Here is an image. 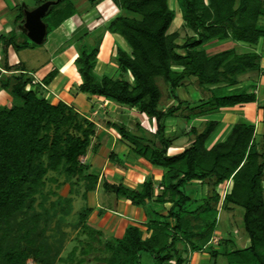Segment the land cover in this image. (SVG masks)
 Wrapping results in <instances>:
<instances>
[{
    "label": "trees",
    "instance_id": "obj_1",
    "mask_svg": "<svg viewBox=\"0 0 264 264\" xmlns=\"http://www.w3.org/2000/svg\"><path fill=\"white\" fill-rule=\"evenodd\" d=\"M44 1L36 0L35 6ZM53 1L42 18L46 35L41 45L56 30L68 34L71 21L77 23L82 15L73 0ZM85 1L91 8L103 0ZM111 1L119 13L104 31L121 36L130 51L115 46L112 59L118 74L99 76L94 68L102 36L93 46L82 44L74 60L81 80L77 89L133 110L135 113L129 115L132 124L123 120L107 121L106 125L118 133L134 158L163 172L156 187L150 176L136 188L102 181L104 191L144 209L143 226L148 233L144 237L137 225H128L121 238L106 241L110 255L104 264H187L185 255L202 250L210 252L213 264L219 255L226 264H264V135L256 141L255 124L239 121L223 140L208 146L220 122L207 119L201 128L191 127L193 136L188 145L168 154L172 140L164 124L187 105L186 99L178 97L177 89L186 87L185 81L191 77L202 98L186 117L188 122L256 101L252 87L238 86V76L259 70L260 55L237 53L235 45H255L264 38V23H260L264 0H174L184 27L191 32L180 45L176 43L178 31L168 32L176 17L169 0ZM22 18L21 12L18 19ZM8 47L18 52L37 45L20 29L0 36V69L6 72L1 76L4 73L0 70V90L12 98L8 105L0 106V226L21 212L27 201L34 200L49 170L56 171L63 163H67L69 175L86 170L79 158L85 155L96 129L95 123L72 105L60 100L53 104L45 96L56 69L37 79L21 62L8 65ZM157 78L166 85L168 99L175 104L163 108ZM143 120L154 121L155 141L151 143L134 132L143 130ZM206 179L212 180L213 190L205 200H196L184 189L191 181ZM227 181L231 184L229 192L219 195L215 188ZM230 206L242 209V227L249 244L219 251L210 240L222 211ZM159 207L165 209L164 215L158 213ZM0 261L27 264L23 251L18 247L5 251L1 240Z\"/></svg>",
    "mask_w": 264,
    "mask_h": 264
},
{
    "label": "rangeland",
    "instance_id": "obj_2",
    "mask_svg": "<svg viewBox=\"0 0 264 264\" xmlns=\"http://www.w3.org/2000/svg\"><path fill=\"white\" fill-rule=\"evenodd\" d=\"M73 1L77 9L80 11L90 8L85 0ZM35 2L36 0H29L27 6L31 8L35 7ZM169 3L171 4L172 1L170 0ZM109 5L110 4L107 5V3H102V5L99 6V9H105L106 6ZM171 7L176 10V13H179L175 5L171 4ZM108 9L109 11L106 12V14L104 12H98V14H94L93 11L88 12L83 19L86 21L92 16L94 19L91 23L84 25V21L82 20L83 25L74 31L71 34L70 39L62 43L52 55L45 45H37V50L35 52H32L30 49L20 51L19 58L23 59L22 61L28 66L29 70L34 72V75L37 71L34 70L36 68V61L40 64H47L48 62L54 63V61L60 57L59 55H63V57H67L68 53L69 55L73 54V57L78 55V48L82 44L93 46L97 43L100 37L103 36L105 26L109 20H111V17L119 13V11L115 12L113 6H109ZM176 18L178 19L177 22H173L168 32L175 30L178 31L176 43L180 45L183 43L184 39L191 34V32L184 27L183 21L179 16ZM260 23H264V19H261ZM104 44L105 47L108 46V40H106ZM212 46L214 45L212 44L210 47ZM126 49L127 51H130L128 47ZM112 53L113 51L111 52L110 57L104 61L105 65L100 64V67H96V71L101 69L99 71L102 74L115 77L118 74V69L112 59ZM102 55L103 53L101 52V56ZM172 68L180 69L176 66H172ZM74 79V77L66 78L63 76L62 81H64V84L66 83L65 89L61 90L60 85V88L57 87L55 88L56 90H52L57 92V95H53L50 98V96L45 93V96L50 102H52L55 101L53 98L58 99L64 91V94H68V96L73 97L72 100H74L75 96L80 95L77 89V82ZM157 85L162 94L161 105H163V108L175 104V101L168 99L166 85L160 78H157ZM185 85L186 87L177 89V95L183 100L188 98V100H185L187 101V105H182L180 111L175 117V120H177H174V125H172L173 120L171 119H166L164 121L166 126L165 132L172 140V145L175 144V146L182 147L188 145L193 136L190 134L191 123H188L186 117L191 114V111L193 112L194 107H196L198 101L202 97L195 78L191 77L186 79ZM47 88L49 90V87ZM63 97L64 96L61 95V98ZM101 104L99 103V105ZM107 105L108 104L106 103L103 106H99L96 112L93 111V113H91L89 110H86V112L82 114L85 117L89 113L93 114L89 115L90 117L87 116V119L94 122L96 125L95 133L90 139L91 144L89 148L85 155L79 158V162L86 165V170L80 175H69L66 172L67 163L60 165L56 171L49 170L43 178L42 185L34 195V200L27 201L21 212L14 215L7 223H3L0 226V240L5 251L18 247V249L23 251L26 255L27 264H104V259L110 255V251L106 248L105 243L106 241H112L115 237H112L109 233L97 228L98 222L96 219L94 220L90 214L94 209L107 212L106 210H110L118 198H116L110 191H104L101 188L104 178L99 176L103 169V166L100 164L105 162L108 158L110 163H115L118 168H124L115 155V159H111V153L108 155L106 149H94L95 138L98 137L99 132L102 131V129L109 127H107L106 122H116V120H119L114 114V110H110ZM193 124L197 125L198 128H201L202 126V122L200 123L198 121ZM254 124L256 126V122H254ZM141 126L143 127V130H134V132L147 141L149 140L150 143L155 141V137L152 134L155 130V126H151V123H149L148 120H144ZM215 132H217V130ZM215 132L207 142L208 146L218 137ZM228 132L226 131L224 133L225 137ZM112 133L120 139V136L115 130H112ZM258 141H261V138H259ZM91 145L94 149H92L94 151L93 153H96L95 151H97L96 155L98 157L94 165L91 160L92 155L90 156ZM116 160L118 162H116ZM45 161L46 156L42 158V162L45 163ZM141 164L143 165L144 163ZM155 174L156 172H154L153 167H151L146 176H150L154 179L153 177H155ZM87 175H92L96 180L93 181V179L88 178ZM106 181L109 183H116L112 180L106 179ZM128 181L129 180H127V183L130 182ZM230 186V182H223L215 188V191H217L219 195H223L229 192ZM184 189L196 200H205L206 197L211 195V191L213 190L212 180H194L185 185ZM222 212L223 213L219 218L220 221L218 220L219 224L217 223L216 230L211 237L210 245L219 251L244 248L246 234L243 230L241 221L242 209L230 206ZM99 216L100 213L98 214V217ZM141 231L144 236L145 230L142 229ZM178 247L181 250L183 249L181 244H178ZM204 252L210 255L208 250H204ZM191 255L192 253L185 255V257L188 258V261L190 260ZM219 262L221 264H226L225 258L220 259L218 263ZM0 264H2L1 261Z\"/></svg>",
    "mask_w": 264,
    "mask_h": 264
},
{
    "label": "crops",
    "instance_id": "obj_3",
    "mask_svg": "<svg viewBox=\"0 0 264 264\" xmlns=\"http://www.w3.org/2000/svg\"><path fill=\"white\" fill-rule=\"evenodd\" d=\"M171 1H172L171 4L175 5L174 0H171ZM27 2H29V0H0V36L8 35L10 32H12L13 29H20L23 31L22 22H23L24 15H23V18L20 20L18 19V17H19V14L21 12L23 13L24 10H30L33 8V7L32 8L28 7ZM102 3H107V5L110 4L109 6H113L115 9V12L118 11V9L115 7V5L112 3L111 0H103L102 2H100L94 7L84 9L82 11V15L78 17L79 19L78 22L76 23L75 21H71V23L69 24L70 32L68 34L66 33L63 34L62 32H59L58 30L54 31L51 34V36L49 37V41L46 44H44L46 48L49 50L50 54L52 55L59 48V46L66 39L70 38L71 34L74 31H76L81 25L83 24L88 25L89 23H91V21L94 19L92 16L90 17L91 20L90 18H88L86 21H84L83 19L88 12L93 11L94 14H98V12H104L106 14V12L109 11L108 9L109 6H106L105 9H99V6H101ZM171 4L169 3L170 7H171ZM114 16H112L111 19ZM177 16L181 18L180 13H176V17ZM82 20L84 21L83 24H82ZM106 40H108V46H107L105 53H103V55L101 56L102 46ZM222 42L224 41L213 42V43L208 44L206 47L209 48L212 44L215 46ZM115 46H120L122 49L126 51H127L126 48L128 47L121 36L117 34H111L105 31L101 38L99 51L97 54V62L95 65V72H97L96 73L97 75L100 76L102 75V73L99 71L101 69L96 71V67L97 66L100 67V64L105 65L104 61H106V59L110 57V54L115 48ZM26 49H30V48H26ZM235 49L237 53L256 52L260 55V69L259 70L248 71L238 76V81H239L238 86H247L250 88L252 87L251 91L255 93L256 101L252 103L238 105L232 108L221 109L217 113H214V114H211L205 117L194 118L193 120L188 122V123H191V127L192 126L197 127V125L193 124L194 122L198 121L201 123L207 119L219 121L220 125L217 128V132H215V134H217L218 137L215 138L214 141H212V143L216 142L217 140H223L225 138L224 133L226 131L228 132V130H230L232 125L239 121H246L249 123L256 122V128H255L256 141L259 138H261L262 135H264V108H262L264 107V38L259 39L257 44L255 45L237 43L235 45ZM23 50H20V51H23ZM30 50L32 52H35L37 48H33ZM20 51L15 52L11 47H8L7 49L8 65H14L18 62H21L24 66V69H26L27 72L34 73L33 71L29 70L28 66L22 61L23 59L19 58ZM72 55L73 54L69 55V53L67 57L66 56L63 57V55L62 56L59 55L60 57L56 61H54V63L48 62L47 64H40L38 63V61H36V64H35L36 68L34 70H37V71L35 72L36 74H34V77L37 79L43 78L49 71L53 69L57 70L56 76L53 78L50 84L46 86V89H47L46 93L50 96V98L53 95L58 94L57 92L52 91L53 89L56 90L55 88L57 87L60 88V85H61V90L65 89L66 83L64 84V81H62L63 76L66 78L74 77L75 78L74 80L77 82L76 84L77 85L80 84L81 80H80L79 74L77 73V69L75 65L73 64L74 59L76 58L77 55H75L74 57ZM0 57H1V53H0ZM4 75L5 73L1 74V76H4ZM47 87H49V90ZM64 93L65 92L63 91V93L61 94L64 96L63 98H61V95H60L58 99L53 98V100L55 101H52L51 103L54 104L59 100L63 101L64 103L68 105L74 106V109L75 110L78 109L77 111L81 114H84L86 110H89V112L91 113H93V111L96 112L99 106L101 105L103 106L104 104L107 103L108 104L107 106L110 108V110L111 109L114 110V114L119 119V120H116V122L117 121L122 122L123 120H125L126 122H129L130 124L133 123L131 117L129 116L135 113L133 110L119 107L118 105L112 102H108L107 100L103 98L90 96L88 94H83L80 92H79L80 95L75 96L74 100H72L73 97H70L68 96V94H64ZM11 100L12 98L7 92H5L4 90H0V106L8 105L11 102ZM186 100H188V98ZM99 103L100 104L102 103V104L99 105ZM89 115H93V114H90V113L87 114L88 117H90ZM168 119L173 120L172 125L175 124L174 123L175 117H171ZM142 122H141V125H142ZM149 123H151V126L152 125L154 126V121H149ZM112 130L114 129L111 127H108V128L102 129V131L99 132L98 137L95 138L94 149L95 150L103 149V148L106 149L108 151V155L110 153L111 155H115L117 159H119V163L122 164L124 168H118L115 163H110L107 158L105 162H102V164H100L101 166H103V169L100 172L99 176L107 180H112L113 182H116V183L117 182L122 183L126 186H129L130 188H134V187H137L138 184H140L144 180L148 170L151 167H153L154 172H156L155 177H153L154 178L153 181L155 183L154 185L155 186L158 185L161 179V176H162V172H163L162 169L157 166H151L150 164H148L146 161H144L141 158H138V159L134 158L129 151V147L125 143H123L121 139H119L118 136L114 135V133H112ZM183 147L175 146V144H173L168 149V154L178 153L183 149ZM90 149H91L90 156L92 155L91 160H92V164L94 165V163H96L98 159L96 155L97 151H95L96 153H93L94 149L92 148V145ZM141 163H144V164L142 165ZM127 180H129L130 182L128 181L129 183H127ZM112 208L110 210L103 209V210H106L107 212L98 211L96 209H94L91 212L90 216H92L94 220L96 219V221L98 222L97 228H100L106 233H109L112 237L121 238L124 233L125 228L128 225H137L141 230L142 229L145 230L144 237L148 236V233L145 227L143 226V223L145 222V212L143 208L132 205L128 200H123V199H118L117 201H115ZM157 209H158V213L160 214L164 215L166 213L165 209L163 208L159 207ZM99 213H100V216L98 217ZM248 244H249V241L246 238L244 242V247L248 246ZM222 258L224 257L220 255L217 256L214 264H221L220 262L218 263V261H220V259ZM213 262L214 261L211 259L210 255L204 252V250H202L200 252L192 253L190 260L188 261L187 264H213Z\"/></svg>",
    "mask_w": 264,
    "mask_h": 264
},
{
    "label": "water",
    "instance_id": "obj_4",
    "mask_svg": "<svg viewBox=\"0 0 264 264\" xmlns=\"http://www.w3.org/2000/svg\"><path fill=\"white\" fill-rule=\"evenodd\" d=\"M56 1L46 0L30 10L23 11L22 27L26 36L36 45H41L46 35V25L42 18L47 13L49 7Z\"/></svg>",
    "mask_w": 264,
    "mask_h": 264
},
{
    "label": "bare ground",
    "instance_id": "obj_5",
    "mask_svg": "<svg viewBox=\"0 0 264 264\" xmlns=\"http://www.w3.org/2000/svg\"><path fill=\"white\" fill-rule=\"evenodd\" d=\"M177 20H178V19L175 18L173 22L175 23V22H177ZM106 49H107V46L105 47V44H104V45L102 46V51H101V52L104 53V52L106 51Z\"/></svg>",
    "mask_w": 264,
    "mask_h": 264
},
{
    "label": "built area",
    "instance_id": "obj_6",
    "mask_svg": "<svg viewBox=\"0 0 264 264\" xmlns=\"http://www.w3.org/2000/svg\"><path fill=\"white\" fill-rule=\"evenodd\" d=\"M2 73H6L4 70L0 69Z\"/></svg>",
    "mask_w": 264,
    "mask_h": 264
}]
</instances>
